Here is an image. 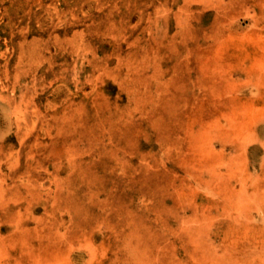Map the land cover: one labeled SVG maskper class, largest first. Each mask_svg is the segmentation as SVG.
I'll return each instance as SVG.
<instances>
[{
  "label": "rangeland",
  "instance_id": "rangeland-1",
  "mask_svg": "<svg viewBox=\"0 0 264 264\" xmlns=\"http://www.w3.org/2000/svg\"><path fill=\"white\" fill-rule=\"evenodd\" d=\"M0 264H264V0H0Z\"/></svg>",
  "mask_w": 264,
  "mask_h": 264
}]
</instances>
